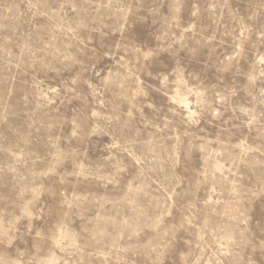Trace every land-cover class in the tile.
I'll list each match as a JSON object with an SVG mask.
<instances>
[{"label": "rangeland", "instance_id": "1", "mask_svg": "<svg viewBox=\"0 0 264 264\" xmlns=\"http://www.w3.org/2000/svg\"><path fill=\"white\" fill-rule=\"evenodd\" d=\"M0 264H264V0H0Z\"/></svg>", "mask_w": 264, "mask_h": 264}, {"label": "bare ground", "instance_id": "2", "mask_svg": "<svg viewBox=\"0 0 264 264\" xmlns=\"http://www.w3.org/2000/svg\"><path fill=\"white\" fill-rule=\"evenodd\" d=\"M180 102L183 103L187 107V110L190 112V110L188 109V104H187L186 100L183 98H180Z\"/></svg>", "mask_w": 264, "mask_h": 264}]
</instances>
